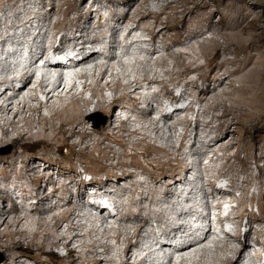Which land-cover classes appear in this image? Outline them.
Returning a JSON list of instances; mask_svg holds the SVG:
<instances>
[{"label":"rangeland","instance_id":"374dc122","mask_svg":"<svg viewBox=\"0 0 264 264\" xmlns=\"http://www.w3.org/2000/svg\"><path fill=\"white\" fill-rule=\"evenodd\" d=\"M50 1L54 2V9L51 11L49 16L44 17L45 15L44 13L46 9H49L50 7V4H49ZM79 1L80 0H44V3L42 4V0H20V2L15 5H13L12 1L1 2L0 4V76L11 75V73H14V71L17 72L19 70H23V68H26V67H29L32 70V68L29 65V61L31 59L30 50L31 49L38 50L36 49L37 48L36 46L38 44V40L40 39L38 37H36L35 39H32V37L34 36L35 33H37L38 29L42 26V24H44L43 30L46 31L45 36H44V39H45L44 43L47 47L46 48L47 52H48V49H52L51 45L53 44V42L58 41L57 43L60 46H62L59 36L53 37L52 32H54L58 28L59 21H60L59 31L61 30L60 32H67L69 28L74 26L76 22L73 20V17L76 11L72 9V5L79 3ZM122 1L123 0H116L114 1V3L113 2L111 3L107 0H99L98 2H94L93 4L94 10L96 9L98 10L94 12L92 15V17H96L94 20L95 22L93 24L84 23L83 24L84 28L87 29L89 25H95L94 31H92L93 32L92 35H95V34H98L99 30L107 29L105 28L108 26L106 23L116 26L113 20L111 19L113 17V13L115 12V10L119 12L124 8ZM167 1H171V0H146V2L142 1V7L144 6L143 8L151 9L153 13L148 15L144 20H140L139 15L137 16V14L132 11L133 9L130 10V12L127 14L128 15L127 17H129L130 19L126 18L125 23L122 24L123 30L122 31L120 30L117 33L118 34L117 38L120 41L121 40L123 41L124 32L126 31V28L137 26V29L133 31L131 38L132 36L135 35V36H139L143 39L148 40L150 38V33L148 32V29H146L145 26L147 24H150L156 27V26L163 24V26L165 27L164 38L166 40V44L164 46H162V42L159 40V38L156 39L157 41L156 44H153V43L147 44V43L141 42L143 45H145L147 50H152L154 45H160L161 46L160 52L153 54V55L147 54L146 52L142 51L140 46L137 44L130 45L127 53H123V51H121L122 50L121 47L117 48L116 49L117 51L116 50L115 51L119 54L118 55L116 54L117 59L115 61L116 62L120 61L119 62L120 65L117 64L114 68L111 69V71L108 72V75L105 77L106 81L108 80L111 81L114 77L111 74V72L114 70L113 72L120 74L121 77L122 76L125 77V78L122 77L123 82L124 80H127L126 77H128V79L133 78V77L140 78L141 80L139 83L140 85H137V86H141L142 84H146V86H143V89H141V92H137L136 90L138 89H136L131 94L133 96L136 95L137 97L146 96L147 97L146 102L147 101L152 102L151 104L154 109L152 108L150 116L152 117V120H157L159 123L158 125L160 126L163 125V122L165 121L164 117L167 115V113L161 114L162 105L166 104L168 100L176 101V102L184 100V98L187 96L189 100H188V104L185 107V109L192 110L195 104L191 107L190 101L192 100L193 97L186 94L182 96V99L178 98L181 94L182 87H180L179 85L176 86L172 82H168L165 85L161 83H157V84H153L151 87V84L147 80V78H143L144 73H147L150 76H153V74L156 73L160 77L165 78L167 80H169L170 78H172L173 80H178L179 83L187 82L188 85H186V88L190 90L194 86V84H198L199 86L202 84L204 74L208 73L207 70L209 68L176 74V71L172 68L174 64V60H175L174 57H179L180 60L184 59V56L180 55L179 51H182L185 49L188 50L187 47L195 46V48H198L199 47L198 45L202 43V41H208V39L212 37L218 39L220 42H224V39L221 37L220 32H230V30L228 29V26L230 25L234 27H238L239 25H245L249 22L256 23L255 22L256 20L254 22L251 21L254 17L255 19H257V25H259V28L262 29V32L264 34V0H196V2L199 3L200 10L199 8H197L195 10L196 14L194 12H193L194 14L192 13L193 15L190 14L191 16H189L188 21H186V23H183L185 24L183 26H181L182 23L180 21L177 22L176 20L166 23L167 15L165 14H172L174 10L167 9L165 14H160L161 7ZM91 3H93L92 0H85L84 6H88V5L90 6ZM187 6L191 8L193 7V3L190 2L187 4ZM156 14H160V19H158L157 22L154 21ZM27 18H30V21L26 23L24 22L23 25H20V23L23 22V21L20 22V20H25ZM45 18H46V21H44ZM97 21L98 23H96ZM209 21H211L212 23L209 26L211 28L209 27L207 28ZM98 24H100L101 28L97 27ZM212 26H214V28ZM191 27L194 29H198V30L203 29L204 32L202 33V35H197L198 37L196 36L190 39V34L186 31H187V28L189 29ZM27 32H32L33 34L32 33L27 34ZM13 33H14V36L12 35L9 36L10 34H13ZM180 33L181 35L179 36V38L180 39L185 38L186 41L183 43L177 44L175 41H176V38H178L177 36ZM69 35L70 34H68V36ZM242 37L248 38L249 35L245 34V36L242 35ZM47 43H50V44L47 46ZM181 44H182V47L180 46ZM257 45L255 47L247 49L248 53L252 54L253 57H252L251 65L248 68H246L244 71L249 73L250 68H252L249 74L252 77L255 73V68L257 69L260 68L259 70L261 69L264 70L263 69L264 68V41L258 42ZM64 47L70 48L65 45ZM24 53L26 54V57L28 58V60L20 59ZM105 55H107V53L106 54L103 53V56H102L103 59L107 58ZM99 56L92 58V60H95ZM245 57L246 55L244 52H241L238 54L235 51H225L222 54V59L232 58L235 60V63L220 64L222 60L221 58H220L221 60L217 59L213 63L214 70L221 72L219 73V76H218L219 80L223 81V85L219 86L220 88L218 87V92L220 91L221 93V91L223 90L225 86L226 87L224 90H228V91H225L227 92L225 95L224 94L219 95L220 98H222L225 103L224 105L222 104L220 106H216L215 107L216 109L214 108L210 112L208 110H206L207 112L204 111L202 113V116L198 117L200 118V122L202 124L203 120L210 119L212 118V116H217V115L220 116L222 114L227 116L228 114L227 118L230 119L232 123L231 128L233 129V131L229 132L227 137L223 141V144H226L225 142H227L228 144L232 143L231 144L232 147H230L231 149L230 148L228 150L224 149L226 152L223 150H219L216 152L217 156L219 155L218 156L219 158L224 157L225 154L231 155L233 157L232 159V157L230 156L229 163H231V167L229 168L228 172L230 176H233L234 178L236 177L239 178L238 187L232 186V184L228 180L229 176L227 175L225 176L226 178L225 181L220 182V185L222 187L223 185L227 186L226 183H229V189L227 190L229 191V193L226 194L225 197L228 200H230L231 203H235V206H231L230 212H232L233 216H232V220L228 222L229 223L228 231L227 230L224 231L222 230L220 225L214 224V222L217 223L219 219H215L214 222H210L209 219H207V221H204V219H201V217H198V216H201L204 212H206L208 205L213 200V198H211L210 196L206 197L204 195V192L200 191L199 187L203 184L205 185V190L207 191H211L212 188L217 189L214 187V183L212 184V187H210L207 185V182L209 180H213L214 177L215 178L224 177V176H219V175L215 176L214 175L216 174L214 173L215 171H213L212 169L209 170L206 168L207 167L206 165L208 164V158L212 156V153L209 151H207V153L203 152L204 144L202 141H198V137L196 140L193 139L191 141L187 139L181 142V137L183 133H185V131L187 132L188 130H190V132L189 131L188 132L190 133L191 135L190 137L192 138L195 136V134L201 136L206 131H208L206 127L197 126L196 114L197 112L201 111V106L196 104L194 108L195 110L193 109L194 110L193 111L194 115L192 114V117L194 116L193 121L186 118V115L184 116V114L186 113L182 112L181 109L172 111L171 114L169 113L171 115L170 119L172 121L178 122V125H183L184 128H182V126H180L181 128H178V125L175 129H171V130L164 128L159 133L161 135L160 136V135H156L154 132L148 129L147 127L149 125L148 122L146 121H141L142 123L135 122L136 117L134 116V114L131 112V109H130V108H133V106L130 103L128 104L125 101L126 99L123 97L125 90H123L122 87H120L121 90H119L120 92H118L117 94L118 96H121V95L123 96H121L120 99H118V101L114 103V104L118 103L120 105L119 109L122 110L121 111L122 115L117 116V117L113 116L112 123H111V127L112 128L115 127L113 129L115 130L113 131L114 133L113 136L114 137L116 136V137L115 138L113 136L107 137L106 139H104L103 143L100 144L101 146H103L104 143L110 144L112 151L118 150L117 152H118L119 157L116 156L113 158L111 156L112 153H110L109 151L110 155L109 154L108 155L110 156V158H103L101 154L96 151H91V150L84 151L82 148L78 146V144L73 146V142H72L73 140L80 141V136H77V135L74 136L73 139L71 138V140L69 139L64 142L61 141L60 137L55 136L54 138H51L49 140L51 143L43 142L42 139L37 140L36 138H33L32 135L35 134L39 130H44L43 132L44 135H42V138L43 136L46 137V134L50 132L46 130V126H48V124L46 125L45 121L39 119L40 118L39 116H41V113L47 116L49 115L51 116V113L45 107L43 109L42 108L40 109L41 113L39 111L32 113V112H28V110H25L22 115L23 117L25 116L26 118L25 120L24 119L21 120L22 119L21 117V119L18 122V118H16L14 124L22 126L21 127L22 129H27V127L31 126L32 127L31 132L33 133L24 135L23 136L24 138L21 141H15L13 143L5 142L4 144L0 145V157H3V159L5 158L4 159L5 161L0 160V191H2L1 195L8 194L11 196V200L3 201V203L0 201V209H2L3 206H6L5 207L6 209H10L11 207H15V209L16 208L20 209L23 203L22 200L24 199L26 201V209H23V211L29 212L30 209H32L34 206L33 203L31 202L33 201V199L31 198V194L36 192L35 187H36V182L39 181L38 179H41V181H44V180L47 181L46 183L47 191L48 190L50 191L53 187L60 186L59 189L57 190V194H61L63 192V189L61 188V186L65 189L67 188V189L72 190V192L75 194V193H78L82 189V187L80 188L82 184H86L85 189H82L84 190V196L86 195L85 196L86 198L83 202H80L81 204L80 209L79 208L75 209L77 211V212L75 211L76 214L82 216V217H79V219L81 220V222L84 223V228L80 232L79 230H77L74 233L79 232L83 234L87 230L94 228L96 231L91 232L90 235L86 238V240L92 238L96 240L97 242L102 241L104 244L105 243L110 244L108 245L109 249L107 251L108 254L106 253V257L108 256L107 258L109 257L112 259L114 258L112 264H116L117 263L116 257H118L117 252L119 251V249L121 250L124 247L123 242H122L123 240H121L124 238V236L123 238H120V241H119L118 238L115 237L116 235L115 231L118 228H120L121 230H125L132 225L129 222L118 220L119 219L118 213L120 214L123 213V210L120 208L119 205L125 204L128 201L130 202L131 198L136 195L139 196V194H137L139 191H140L139 193L143 192L144 194H149V196L152 193L154 197H156L158 195L157 192H159L160 190L164 188V186L157 185L155 183L156 180L158 181L161 180V183H163L166 179L169 180L170 177L180 178L182 176L183 181L180 178L179 182L172 185V188H171L173 189L176 187V190H180V192H178V194L173 196V198L170 199L169 203H164V202L156 201L155 199H153L154 203L151 202L152 203L151 205L150 201L148 200L142 201L141 206L145 205L144 207L146 208L148 207L154 208V210L150 211V214L147 215V216L152 217V219H150L151 222L149 225L144 227L142 233L143 235H145L146 230H148L149 233L151 230H153V231H156L158 235L160 234L161 227L159 226L162 223L160 222L158 223L153 218L154 217L153 215L157 214V210H159V208H161L163 210V214H165L164 217H162L163 221L165 222H168L166 221V218L169 219V222L171 223L178 222V220H174V219L176 218L177 213L178 214L181 213V215H179V221L185 224L184 225L185 232L178 230L174 232L175 235H173L172 237H169V239L167 240H165V238H163L162 236L159 237L160 239L158 238L154 239L150 237L151 244H147V243L140 244L139 250L138 248L137 250L136 248H134L135 252L137 251L136 252L137 258H135V260H139L141 257H144L146 259L144 264H190L189 262L187 263H182V262L183 260L189 259L192 257L199 258L198 254L202 252L201 249L206 248L202 252L205 255L203 257V261L201 262V264H220V259L224 256V252L222 251L221 248L223 244L225 243L228 245L234 244L230 236L236 232L235 229H237L238 222L242 223L241 232H243L249 226L247 224V221L253 220V223H252L253 227H252L251 233L253 234L254 239L256 238L255 237L256 233L259 230H261V226L262 227L264 226V223H260L257 220H255V218H257V219H263L262 221H264V212H263L264 210V207H263L264 190H260L258 188V180L256 181L254 180L253 182L254 185L252 186V188L246 182L240 183V179H243V177H245L244 171L246 169H248L253 174L258 173V169L256 167V164L254 163L253 158L258 157L260 155L264 156V143H263L264 142L263 141L264 140V102L263 100H261L259 95H256V93H259V89L258 90L256 89L258 87H256V85L252 82L251 80L252 77L249 79H242L240 77V75L242 74L241 72L232 74L233 70H236L238 69L237 67L242 66V63H243L242 60L245 59ZM161 58L164 60L165 62L164 64L160 63L162 61ZM101 64H105L104 66L108 65V67L110 66L109 65L110 63L107 62L106 59H105V62ZM253 64L255 65V67ZM43 66L44 65L39 66L37 70V74L39 71V74H38L39 76L36 74L37 75L36 77L40 78L38 79L39 81L44 80L43 82H45L46 77H47L46 75L47 68ZM123 66L125 67L123 68ZM40 68L42 69L40 70ZM166 68H171V70H174L175 73H173V75L164 74V70ZM175 69L184 70L185 68L183 66H180V67L176 66ZM129 72H131L132 74L131 77L128 75ZM93 74L94 76L92 75L88 79L90 83L92 82L95 83L94 81H96L98 78L97 77L98 71H95ZM191 79H196V81L192 83ZM34 80L35 79L33 78V83L28 85L26 89L21 90L20 92H17V90L19 89L18 86H16L17 88L15 90L14 89L12 90V87H11V89L7 90V92L5 93V98H8V100L3 103L6 104L12 100H15L16 104L18 105L19 103L20 106L24 102H28V101L30 102V104L32 103V105L36 104L34 103V101L31 100L32 101L31 102L29 99V96L31 93L29 91L31 90L32 87H36L35 84H37V82L35 83ZM14 82L18 83L20 81H14ZM102 84H104V82H102ZM58 85H59L58 83L53 84L54 87ZM171 87L175 88V90H178L180 87V92L179 94H177V96H173V94L171 93L172 92ZM136 88H139V87H136ZM245 88H248V89L246 90ZM3 90H4V87H1L0 93H2ZM101 91L103 93H100L99 91L98 94L94 96L93 91L88 90L85 93L84 97L86 96L92 97L94 102L91 105L85 106V107L82 105V103H78L77 105L78 107L81 106L79 108L85 110V113H89V114L91 113L92 115L95 114V116L92 118V121H90V124H89L90 127L97 125L95 126L96 128L103 129V127L106 126L107 124L108 117L113 115L111 113L112 110H114L118 106L115 107L114 104L112 105L104 104L101 106L96 105V101L100 99V94H104V96L106 97L105 99L107 100H109L111 96H113L114 94L112 89H109L107 87H105V89L103 88ZM202 92H203L202 90H197L195 96L197 97L198 95L202 96ZM154 94H157L156 97L154 96ZM64 95L65 94L63 92V94L60 93L56 96H64ZM15 96H18V97L15 98ZM68 96L69 95L64 96L62 100H56V102H54L56 109L58 108V106L61 105V103H63L64 107L59 109L61 112L63 111L62 112V114L64 113L63 115H65V113L68 114L69 112L74 111L72 104L70 105L71 95L70 97ZM40 103L42 104L44 103L43 105H45V102L40 101ZM65 104L67 107L65 106ZM146 105L147 103H143L142 107H145ZM206 105L213 106L214 100L207 102ZM94 106L97 107L96 110L91 111L90 109L92 107L93 109H95ZM108 106H109V109L106 110L105 107H108ZM69 108H71L72 110H70ZM59 110L58 112H60ZM178 111L181 112L179 113V115H183V116L176 117L177 115L175 114H177ZM29 118L31 119L30 123H28ZM53 118H52V122L54 123V125H58L60 123V119L58 115H54ZM127 119H130L128 127L133 128L134 125H143L145 128H147L146 131L148 130L147 131L148 134H151L152 136H157L156 138L158 139V143L164 146L165 151H161L160 149H157V148L156 150L155 148H153L154 144L151 142L150 139L147 140V142L139 141L138 139L139 136L127 137L124 135L123 131L121 130L119 131L118 127L120 128V127L126 126L125 124H126ZM182 120H185V121H182ZM217 120L214 121L215 122L214 124H217L220 122V119H217ZM20 121H22L23 125ZM26 121H28L27 122L28 124L26 123ZM14 124L12 125L14 126ZM12 125H10V127L7 126V128H8L9 134L11 133V135L14 136L15 132L12 131V127H13ZM242 126H243V129H242ZM0 134H1V127H0ZM168 136H170L171 138ZM87 140L88 139H85V141ZM247 140H249L250 143H248ZM24 141L27 142L25 143V145L22 144ZM14 149L17 152L22 153L21 157L23 159L27 160L28 158L29 160L30 159L35 160V162H33L32 160V162L29 163V166L30 167L35 166L36 170L35 171L27 170V168L22 166V164H20L19 162H17L14 157H11L10 154L12 153ZM202 152L204 153L205 156L199 155V153L202 154ZM29 157H32V158H29ZM258 162L260 165H262L264 164V159H260ZM50 163H51L50 165L51 167H47V164H50ZM186 163H190L192 166V169L190 172H186V170L184 169V164ZM217 165H220L219 161L217 162ZM59 171L60 172L62 171L64 175H59ZM263 173H264V169H263ZM113 175L123 176V177L114 181V177H112ZM71 179H74L75 182H78V184L74 185V182ZM81 179L85 180V183L80 184ZM105 179L107 180L112 179L113 181L111 182H113L115 186H118V190L113 191L114 187L112 188V186H106V187L104 186L109 191V192H104V188L98 185L97 182L104 181ZM92 180L93 182H91ZM139 180L144 181L145 183L143 185L133 184L134 182H138ZM94 181H97V182H94ZM88 189L98 190L100 194L98 196H91L87 192ZM253 195L255 199L251 200V196ZM101 196H104L106 200L112 205L114 215H111V216L113 217L107 216L106 218H104V216L100 214V211L97 208L96 201L100 199ZM243 196L244 198L242 199ZM57 201L62 202L61 200H58L56 197L51 198V203H54ZM257 201H260L259 206L257 204ZM104 202L107 203L106 201ZM218 204L219 202L217 203V205ZM49 205L48 203H46L43 205L44 207L41 206L42 208L41 211H46ZM144 211L146 212V213L143 212L145 214L149 213L148 209H145ZM187 211H188V214H186ZM15 214H16V211H13V209H11L9 210V213L7 215H9V217H12ZM52 214H53L52 212H48L44 214L43 215L44 220L45 218L46 220L50 219ZM47 215H48V218H47ZM61 215L62 214L60 213L59 216ZM100 216L104 218L103 219L104 222H102L103 220L100 221V218H99ZM1 218L2 216H0V219ZM203 222L204 223L207 222L208 224L205 223L206 224L205 225ZM209 225L212 227L211 230L212 231L216 230L217 233L213 231V233L210 235L209 239L207 240L208 242L207 241L203 242L198 246L199 247V249L197 248L198 251L197 250L196 252L192 251V249L190 248L191 251H187L188 253L183 256L178 255L179 253L176 254L175 256L179 257V259L177 260L172 258L171 256L172 252L170 251L169 247L166 246L162 249H158V247L156 246L158 242L160 244V242H168V241L171 242L172 241L173 244L175 243L174 244L175 246H177V242H178L179 245H182L183 248H185L191 245L196 240H199L201 238V231H205L206 230L205 228L208 227ZM4 229H9L13 231L14 227L7 228L6 225L4 224L0 225V233ZM64 229H66L65 223L61 227V230H64ZM183 233H187V234L190 233L187 235L189 237L182 236ZM198 234L200 237L198 236ZM197 236L199 237V239H197L198 238ZM16 237L17 236H14V238ZM184 238L186 239V241H182ZM259 238L264 240V233L260 234ZM0 240L6 241L7 237L0 235ZM117 241L121 243H118ZM97 242H96V249L102 250L101 247L100 248L97 247L98 245ZM40 243L42 244V240ZM249 243L253 247L252 253H254L255 251H256L255 253H258V254L260 253V255L258 256L259 259L258 257H255L253 254V258L250 260V264H257L258 262L257 260H260L261 258L260 256L264 252V244H256L255 240H252V239L249 240ZM25 246L26 244H23V248ZM43 246H44L43 247L44 251L37 250L35 247L32 249L33 251L31 250V252L30 251L25 252V254L23 255H30L31 257L32 256L34 257H32L33 259L30 256L22 257L23 260H21V262H25V264H37L38 260H43L45 264H53V263L54 264H92V262L88 260V258H91L92 256V253L90 252L82 256L81 254H78L77 252H72V253L67 254L68 253L67 250L63 248L62 246L58 247L57 245H53V244L51 245L43 244ZM183 248H181V250ZM19 250H22V248L20 249L18 247H15L12 249V251H15V252ZM12 251L8 253L6 252L4 253L0 249V256H2L4 260H6V256H8L9 253H11ZM61 254L62 255L67 254V256L62 257ZM4 260L2 262H4ZM72 260L74 261L73 263H72ZM241 262H243V264L245 263V261L242 260V261H239L238 264H241ZM260 264H263V263H260Z\"/></svg>","mask_w":264,"mask_h":264},{"label":"bare ground","instance_id":"6f19581e","mask_svg":"<svg viewBox=\"0 0 264 264\" xmlns=\"http://www.w3.org/2000/svg\"><path fill=\"white\" fill-rule=\"evenodd\" d=\"M3 1H12L13 5L20 2V0H0V4ZM98 1L99 0H92L93 3H91L90 6L89 5L84 6L85 0H80L79 3L73 4L72 9H74L76 11V13L73 17V20L76 23L74 24L73 27L69 28L67 30V32H60L61 30L59 31V29H60V26H59L60 21H59L58 22V28L54 32H52V36L53 37L59 36V38L61 40V45L63 47L60 46L58 43L56 45L52 44L51 47H52V50L54 51V50L65 49V47H64V45H65V46L70 47V49L74 50L77 54L87 52L88 54L85 58L82 59L83 61L81 62V64H84L88 61H92V58H95L99 55L103 56V53H105V54L107 53V55H105L107 58H105V59L107 60V62L110 63L109 64L110 69H109L108 65L104 66L105 64L94 62L93 72L87 73L85 71L84 72L81 71L79 73V78L84 79V81L82 83V88L78 92L74 91L73 85H70L68 87H62L60 90L56 89V87L61 85V77L60 76H56L54 79V83L59 84L56 87H54L53 84L51 86L47 87L46 83L43 82L44 80H40V81L37 80L36 81L37 84H35L36 87H32L31 90L29 88V90H30L29 92H31L29 99H30V101L31 100L34 101V103H36V104L32 105V103L30 104V102L28 101V102H24L21 106L19 105V103L17 105L15 100H12V101L4 104L3 102H6L8 100V98H5V93L7 92V90L11 89L12 82H14V81H20L21 82V87L17 90V92H20L21 90L26 89V87H28V85L33 83V71L29 67H26V68H23V70H19L17 72L14 71V73H11V75L0 76V88L4 87L3 92L0 93V127H1L0 145L4 144L5 142L13 143L15 141H21V140H23L24 135L33 133V132H31L32 131L31 126L27 127V129H22L21 128L22 126L14 124L15 119L18 118V122L21 119V117H22L21 120H23V119L25 120L26 119L25 116L24 117L22 116L23 112L25 110H28V112H32V113L36 112V111L40 112V109L41 108L43 109L45 107L49 110V112L51 113V116L50 115L47 116V115L42 114L40 112L41 116H39L40 117L39 119L45 121L46 125L48 124V126H46V130L50 131V132H48V134H46V137L43 136V138H42V135H44L43 134L44 130L38 129L39 131H37L35 134L32 135L33 138H36L37 140L42 139L43 142H50L49 140L51 138L58 136V137H60L61 141L64 142V141H67L69 139L71 140V138L73 139V137L77 135V136H80V141L79 140L78 141L73 140L72 141L73 146L78 144V146L80 148H82L84 151L85 150L96 151V152L100 153L103 158H110L109 151H110V153H112L111 156L113 158L118 156V152H117L118 150L112 151L110 144L104 143L103 146L100 145L101 143H103L104 139H106L107 137H112L114 134L113 131H115V130H113V129L115 127H113V128L111 127L113 115L108 117L107 124H106V126L103 127V129L102 128L101 129L96 128L95 126L90 127L89 126L90 121H92V118L95 116V114L92 115L91 113L90 114L85 113V110L79 108L81 106L78 107V105H77L78 103H82V105L84 107L91 105L94 102V100L92 97H87V96L84 97L85 92H87L88 90H90V91L92 90L94 96H96L99 91H100V93H103L101 90L103 88L105 89V87L112 89L114 94H113V96H111V98L109 100H107V99H105L106 97L104 96V94L99 93L100 99H98L96 101V105L101 106L104 104L105 105L114 104L116 101H118V99H120L121 96H123V95L118 96V94H117L118 92H120L119 90H121L120 87H122V89L125 90L124 96H123L126 99L125 101L128 104L130 103L133 106V108H130V109H131V112L136 117L135 122H137V123H139L141 121L148 122L149 123V125L147 126L148 129L150 131L154 132L156 135H160L159 133L164 128L171 130V129H175L177 127L178 122L172 121L170 119L171 113L170 114L167 113V115L164 117L165 121L163 122L162 126L158 125L159 124L158 121L152 120V117L150 116L151 110L153 108V106L151 104L152 102L151 101L146 102V98H147L146 96L137 97L136 95L133 96L131 94L136 89H140L141 86H137V85H140L139 84L141 81L140 78L133 77V78L128 79V77H126L127 80H124V82H123V79H122L123 76L121 77L120 74L113 72L114 71L113 70L111 72V74L114 76L113 79L111 81L108 79H107L108 81H106V79H105V77L108 75V72L111 71L112 68H114L117 64L120 65V63H119L120 61H117V62L115 61L117 59V55H116V51H117L116 49L117 48L121 47L122 48L121 51H123V53H127L130 45L137 44L140 46L142 51L146 52L147 54L153 55V54L159 53L160 47H161L160 45H154L152 50H147L145 45H143L142 43L144 42L147 44H150V43L156 44V42H157L156 39L159 38V40L162 42V46H164L166 44V40L164 38L165 27L163 26V24L156 26V27L154 25L147 24L145 27H146V29H148V32L150 33V38L148 40L143 39L139 36H135V35L132 36V38H131V35L133 34V31L135 29H137V26L126 28V31L124 32V39H123V41L122 40L120 41L117 38V35H118L117 33L120 30L121 31L123 30L122 24L125 23L126 18H129V17H127L128 16L127 14L130 12V10L133 9L132 11L135 12L137 14V16L139 15L140 20H144L148 15L153 13L151 9L143 8L144 6L142 7V1L146 2V0H123L122 4H123L124 8L119 12L115 10V12L113 13V17L111 19V20H113L114 24L117 27L114 25L106 23L108 25L107 26L105 24L107 26V27H105V28H107L106 30H99L98 34L92 35V33H93L92 31H94L95 25H89V27L87 29H85L83 24L84 23L85 24L86 23L93 24L95 22L94 20L96 17H92V15L94 12H96L98 10L96 8H95L96 10H94L93 4H94V2H98ZM107 1L114 3V1H116V0H107ZM190 2L193 3V7H191V8H189L187 6V4ZM43 3H44V0H42V4ZM49 4H50V7H49V9H46V11L44 13L45 14L44 17L49 16L51 11L54 9V2L50 1ZM199 7H200L199 3H197L196 0H171V1H167L161 7V13L160 14H165L167 9L174 10V12L172 14H165V15H167L166 16V23L176 20L177 22L180 21L182 23L181 26H183V25H185L183 23H186V21H188L189 16H191L190 14H192L193 12L195 13V10ZM199 10H200V8H199ZM160 14L155 15L156 16L155 20H154L155 22H157V20L160 19ZM256 18H257V16H256ZM21 21H23V22H21ZM29 21H30V18H27L25 20H20V22H21L20 25H23L24 22L26 23ZM44 21H46V18L44 19ZM251 21L252 22L255 21L256 23H250L249 22L245 25H239L238 27H234V26L230 25V26H228V29L230 30V32H220V35L224 39V42H220L218 39L212 37V38H209L208 41H202V43H200L198 45L199 46L198 48H195V46L194 47H187L188 50L185 49V50L179 51L180 55L184 56V59L180 60L179 57H174L175 60H174V64H173L172 68L176 71V74L184 73V72H192V71H196V70H202L205 68H209L207 70L208 73L204 74L203 82L200 86L198 84H194V86L190 90H188L186 88V85H188L187 82L179 83L178 80H173L172 78H170V79L168 78L169 80H167L165 78L160 77L156 73L153 74V76H150L149 74L144 73V77H143V78H147V80L151 84V87L153 84L161 83V84L165 85L168 82H172L176 86L179 85L180 87H182V91H181V94L178 98L182 99V96L188 94V95L193 97L192 100L190 101L191 107L194 104L195 105L198 104L201 106V111L197 112V114H196L197 126L206 127L208 129V131H206L201 136L195 134V136L193 138L190 137L191 136L189 133L190 130H188L189 132L185 131V133H183V135L181 137V142L184 140H187V139L191 140V141L193 139L196 140L198 137V141H202L204 144V146H203L204 151L203 152L207 153V151H209L212 153V156L208 158V164L206 165L207 166L206 168L209 170L212 169L213 171H215L214 172V173H216V174H214L215 176H218V175L224 176V177L226 175L229 176L228 180L230 181V183L234 187L239 186L238 185L239 178H237V177L234 178L233 176L229 175L228 170L231 167V163H229L231 155L225 154L224 157L219 158L218 157L219 155L217 156V153H216L219 150L225 151L224 149L228 150L230 147H232L231 146L232 143L228 144L227 142H225L226 144H223V141L227 137L228 133L233 131V129L231 128L232 123H231L230 119L227 118L228 114H227V116L223 115V114L220 116L219 115L212 116V118H210V119L203 120L202 124L200 122V118H198V117L202 116V113L204 111L208 110L210 112L216 106H220L222 104L224 105V103H225L224 100L222 98H220L219 95L220 94L225 95L227 93L225 91H228V90H224L226 87L225 86L223 88V90L221 91V93H220V91L218 92V87L223 85V81H220L218 78L219 73H221V72L215 71L214 65H213V63L217 59L218 60L220 58L222 59V54L225 51H235L238 54L241 52H244L246 57H245V59L242 60L243 61L242 66L237 67L238 69L235 68L236 70H233L232 74L233 73L235 74L237 72L238 73L241 72L242 74L240 75V77L242 79H249L252 77L251 75H249L252 68H250L249 73L244 71L246 68H248L251 65L252 57H253L252 54L248 53L247 49L255 47L258 42L264 41L263 40L264 34L262 32V29L259 28V25H257V19H255V17H254ZM96 23H98V21ZM211 24H212L211 21H209L207 28ZM63 26H64V24H63ZM43 27H44V24H42V26L38 29L37 33H35L34 36L32 37V39H35L36 37H38L40 39L38 40V44L36 46L37 47L36 49H38V50H34V49L30 50V56H31V59L29 61L30 66L35 63V59H38L39 57L47 55V50H46L47 47L44 43V40H45L44 36H45L46 31L43 30ZM97 27H100V24H98ZM212 27L214 28V26H212ZM209 28H211V27H209ZM182 29H184V28H182ZM235 29H236V31H235ZM186 32H188L190 34V39H191V38L196 37L197 35H202L204 30L203 29L198 30V29H194L191 27L189 29L187 28ZM28 33H32V32H27V34ZM68 34H70V35L68 36ZM245 34H248L249 37L248 38L242 37V35L245 36ZM11 35L14 36V33L10 34L9 36H11ZM180 35H181V33L177 36L178 38H176L175 42L177 44L183 43L186 41L185 38L180 39L179 38ZM180 46L182 47V44ZM118 50H120V49H118ZM147 58H148V56H147ZM140 62H141V60H140ZM157 63H159V62H157ZM160 63L164 64L165 62L162 59V61ZM225 63L226 64H228V63L233 64V63H235V60L232 58L231 59L230 58H223L221 60L220 64H225ZM176 66H178V67L183 66L185 69L184 70L175 69ZM124 67L125 66H123V68ZM254 67H255V65H254ZM42 68H40V70ZM259 69L255 68V73H254L251 80L256 85V87H258L256 89L257 90L259 89V93H256V95H259L261 100H263V102H264V70H262V69L259 70ZM174 70H171V68H166L164 70V74H172L173 75V73H175ZM95 71H98V74H97L98 78L96 81H94L95 83H93V82L90 83L89 81H86L92 75L94 76L93 73ZM113 73H115V74H113ZM38 74H39V71H38ZM68 76H69V71L65 70V77L67 80L66 82H71L73 80H77L76 77H74L72 75L69 77ZM123 78H125V77H123ZM104 79H105V81H104ZM191 81H192V83H194V81H196V79H191ZM78 82H80V81H78ZM102 82H104V84H102ZM31 86H33V85H31ZM243 86H245V85H243ZM136 87H139V88H136ZM48 88H50V89H48ZM171 89H172V87H171ZM245 89L247 90L248 88H245ZM12 90H13V88H12ZM197 90L203 91L202 96H199V95H198V97L195 96ZM38 91H42L46 95L45 99L43 101V102H45V105H43L44 103L43 104L40 103V101L38 100V95H37ZM57 92H61L62 94L64 92V94H65L64 96L69 95L68 97H70V95H71L70 105L72 104L74 111L69 112L70 110H72L71 108H69L70 109V110L68 109L69 113L67 112L68 114L65 113V115H63L64 114V113L62 114L63 111L61 112L59 110V109L64 107L63 103H61V105L58 106V108H57L61 113L58 112V110L56 109V107L54 105V102H56V100H62L64 96H56V95H58ZM229 92H231V91H229ZM171 93L173 94V96H177V94H174L173 91ZM254 93H255V91H254ZM170 94H168V95H170ZM156 95L157 94H154L155 97H156ZM17 97L18 96H15V98H17ZM54 98H55V100H54ZM249 99H250V97H249ZM211 100H214V105L213 106L206 105V103L211 101ZM178 102H180V101H178ZM68 103H66V104H68ZM143 103H147V105L145 107H142ZM66 104H65V106H66ZM187 104H188V102L186 103V106H187ZM114 106L115 107L118 106L117 108H120V105L118 103L114 104ZM94 108L95 109H93L92 111H95L97 107L94 106ZM105 108H106V110H108L109 106L105 107ZM257 108H258V106H257ZM175 109H177V108H175ZM64 111H65V109H64ZM32 113H30V114H32ZM54 115H58V117L60 119V123L58 125H54V123L52 122V118ZM28 117H30V116H28ZM217 119H220V122L217 124H214L215 123L214 121H216ZM53 120H54V118H53ZM231 120H232V118H231ZM28 121H26V123L27 122L30 123L31 119L29 118ZM129 121H130V119H127L126 124H125L126 126L120 127V128L118 127L119 131L120 130L123 131L124 135L127 137L139 136V138H138L139 141H146L147 142V140L150 139L151 142L154 144V146H156V147H154L152 144L153 148H155V149L157 148V149H160L161 151H165L164 146H162L161 144L158 143V139L156 138L157 136H152L151 134H148L147 133L148 130L146 131L147 128H145L143 125H134L133 128L128 127ZM182 121H185V120H182ZM20 122L22 123V121H20ZM38 122H39V120H38ZM16 123H17V121H16ZM12 124H14V126ZM10 125L13 126L12 131L15 132L14 136H12L11 133L9 134L7 126L10 127ZM22 125H23V123H22ZM178 126H182V128H184L183 125H178ZM242 129H243V126H242ZM9 135H11V136H9ZM119 135H120V133H119ZM168 137H170V136H168ZM85 139H88V140L85 141ZM109 139H111V138H109ZM25 141L22 144L25 145V143H27ZM247 141H248V143H250L249 140H247ZM54 142H55V140H54ZM59 143H61V142H59ZM70 143H71V141H70ZM251 146H252V144H251ZM203 152H202V154L199 153V155H204ZM236 152H238V151H236ZM257 154H259V153H257ZM21 155H22V153L17 152L15 149L10 154L11 157H14L15 160L17 162H19L20 164H22V166L26 167L27 170L35 171L36 170L35 166L34 167L29 166V163H31L33 159L29 160L27 158V160H25L21 157ZM252 155H254V154H252ZM234 157H235V155H234ZM29 158H32V157H29ZM4 159H3V157H0V160H4ZM232 159H233V157H232ZM253 159H254V163L256 164V167L258 169V173L253 174L248 169H246L244 171L245 177H243V179H240V183L246 182L252 188V186L254 185V183H253L254 180L255 181L258 180V188L260 190H264V176H263L264 175V173H263L264 164L260 165L258 162L260 159H264V156L260 155L258 157L253 158ZM218 161L220 162V165H217ZM33 162H35V160H33ZM50 165H51V163L47 164V167H51ZM232 168H233V166H232ZM184 169L186 170V172H190L192 169L191 164L190 163L184 164ZM59 175H64V173H62V171L61 172L59 171ZM112 177H114V181H116L123 176H114L113 175ZM109 178H111V177H109ZM180 178L183 181L182 176ZM180 178L179 177H174V178L170 177L169 180L166 179L163 183H161V180H159V181L156 180L155 183L157 185L164 186L163 189L160 188L162 190L157 192L158 195L156 194L157 195L156 197H154V195L152 193L149 196V194H144L143 192L139 193L140 191L139 192L137 191L138 192L137 194H139V196L136 195L137 197L134 196L131 198V200L129 199L130 202L128 201L125 204L119 205L120 208L123 210V213L122 214L118 213V216H119L118 220L129 222L132 225L125 230H121L120 228H118L115 231L116 232L115 237H117L119 241H120V238H123V236H124V238L121 239V240H123L122 242H123L124 247L121 250L119 249V251L117 252L118 257H116L117 258L116 264H144L145 263L146 259L144 257H141L139 260H135V258H137L136 257L137 251L135 252L134 248H136V250H137V248H138V250L140 249L139 245L141 242L140 240H142V237H143V233H142L143 229H144V227L149 225L151 222L150 219H152V217L147 216L148 214H150V211L154 210V208L151 206L152 205L151 202H153V199H155L156 201L169 203L170 199L173 198V196H175L176 194H178V192H180V190H176V187L171 189L172 185L179 182ZM38 180L39 181L36 182V187H35L36 192L34 191L35 193L31 194V198L33 199V201H31V202L33 203L34 206L32 209H30L29 212L23 211V209H26V201L24 199L22 200L23 203H22V206L20 209H17V208L15 209V207H11L10 209H6L5 208L6 206H3V208L0 209V216H2V218L0 219V225L4 224V225H6L7 228L14 227L13 231L9 230V229H4L0 233L1 236L7 237L6 241L0 240V249L4 253L5 252L8 253V252L12 251V249L15 247H18L20 249L22 248V250H19L16 252L12 251L13 253L11 252V253H9V255L7 254L8 256H6V260L3 259L4 262H2L3 261L2 260L1 261L2 263L0 262V264H25V262H21V260H23L22 257H26V256H30V255H23V254H25V252H29V251L31 252V250L35 247L37 250L44 251L43 250V247H44L43 244L44 245L53 244V245H57L58 247L62 246L63 248H65L67 250V252H68L67 254L72 253V252H77L78 254H81L82 256H84V255L88 254V252H90V253H92V256H91V258H88V260L91 261L92 264H99V263L100 264H112L114 258L112 259L110 257L107 258L108 256L106 257V253L109 249L108 245H110V244H107V243L104 244L102 241L97 242L96 240H94L92 238L86 240V238L90 235L91 232L96 231L94 228L87 230L83 234L79 233L81 230H83L84 223L81 222V220L79 219V217H82V216L76 214L77 211L75 209L76 208L80 209V205H81L80 202H83L86 198L85 197L86 195L84 196V190H82V189H85V187H86V184H82V183H85V180H83V179L80 180V184H82V186H80V188L82 187V189L78 193H75V194L72 192V190L67 189V188L65 189L62 186H61V188L63 189V192L60 191V192H62L61 194H57V190L59 189L60 186L59 187H53L50 191L49 190L47 191L46 190L47 181L46 180L41 181V179H38ZM71 180L74 182V185L78 184V182H75L74 179H71ZM111 181H113V180L112 179H109V180L105 179L104 181H101V182H99V181L98 182L94 181V182H97L98 185L102 186V188H104V192H109L108 189L105 188L106 186H112V188L114 187L113 191H117L118 186H115V184ZM73 182H71V183H73ZM91 182H93V180ZM144 183H145L144 181L139 180L138 182H134L133 184L143 185ZM212 184H213V180H209L207 182V185L210 187H212ZM199 189H200V191L204 192V195L206 197L210 196L211 198H213V200L216 199L217 196H219V198H222V196H225L226 194L229 193V191H223L221 189H214V188H212L211 191H207V190H205V185H203V184L199 187ZM10 192H11V190H10ZM1 194H2V191H0V201L2 203H3V201L11 200L10 195H8V194L1 195ZM53 197H56L58 200H61L62 202L57 201L58 203L57 202L51 203V198H53ZM243 198H244V196L242 197V199ZM246 199H248V198H246ZM253 199H255L254 195L251 196V200H253ZM144 200L150 201V203H151L150 206L152 208H150V207L146 208V207H144L145 205L141 206L142 201H144ZM148 201H146V202H148ZM218 202L219 201H217V203ZM259 202L260 201H257L258 206H259ZM46 203H48V205L49 204L50 205L48 206L46 211H41L42 210L41 206H43ZM116 205H118V204H116ZM119 206H118V208H119ZM11 209H13V211H16V214L12 217H9V215H7V214L9 213V210H11ZM145 209H148L149 213L145 214L146 213L144 211ZM155 210H156V208H155ZM48 212H52L53 214H52L50 219L46 220V218H45V220H44L43 215L48 213ZM143 212H145V213H143ZM263 212H264V210H263ZM60 213L62 214L61 216H59ZM186 214H188V211ZM164 215L165 214H163V210L161 208H159V210H157V214L153 215L154 216L153 218L158 223L160 222L164 225L160 224L159 227H161L160 228L161 231H160L159 235L156 233V231H153V230L150 231L152 238L160 239L159 237L162 236L163 238H165V240H167V239H169V237H172L173 235H175L174 232H176L178 230L185 232V229H184L185 224L179 221V215H181V213H179V214L177 213L176 218L174 219V220H178V222H172V223L169 222V219H167V218H166V221H168V222L163 221L162 217H164ZM109 217H113V216H109ZM198 217H201V219H204V221H207V218L205 216H198ZM47 218H48V215H47ZM99 218H100V221H102L104 219L101 216ZM236 218H237V216H236ZM255 220H257L260 223H264V221H262L263 219L255 218ZM102 222H104V220ZM64 223H65L66 229L61 230V227ZM205 223L208 224L207 222H205ZM252 223H253V220H248L247 224L249 226L243 232H241L242 223L241 222L237 223L238 226H237V229H235L236 232L230 236L232 238L231 240H233L234 244H232V245L231 244L228 245L226 243L223 244L221 249L224 252V256L220 259V264H238L239 261H242V260H244L246 264H250V260L253 258V254L255 257H258L260 255V253L259 254L255 253L256 251L254 253H252L253 247L249 243V240L250 239L255 240L256 244H264V240L259 238V235L264 233V226L263 227L261 226V230H259L256 233V235H255L256 238L254 239V236L251 233V230L253 227ZM211 228L212 227L210 225L208 227H206L205 231H201V238L199 239V237H200L199 234H198L199 237L198 236H197L198 238L196 237L199 240H196L191 245L183 248L182 250H185V249L187 250V249L191 248L192 251H195V252H196V250L198 251V249H199L198 244L206 241L207 238L213 233ZM77 230H79V232L74 233ZM189 232H190V230H189ZM197 232H198V230H197ZM188 234H190V233H188ZM188 234L183 233L182 236L185 237ZM14 236H17V237L14 238ZM187 237H189V236H187ZM184 239L182 241H186V239L185 240ZM41 240H42V244L40 243ZM96 242L98 243L97 247H99V248L101 247L102 250L96 249ZM118 243H121V242H118ZM170 243H172V241ZM23 244H26V246L24 248H23ZM163 246L166 247L167 245L163 244ZM200 248H202V247H200ZM204 249H206V248H204ZM204 249H201L202 252ZM202 252L198 254L199 258L192 257L189 259H185V260H183L182 263L189 262L190 264H201V262L203 261V257L205 255ZM67 254H63V255L61 254V256L65 257V256H67ZM147 256H148V254H147ZM32 257H34V256H32ZM258 259H259V257H258ZM36 260H38V259H36ZM73 262L74 261L72 260V263ZM150 262H151V260H150ZM69 263H70V261H69ZM37 264H45V263L43 260H38ZM258 264H260V263H258ZM263 264H264V262H263Z\"/></svg>","mask_w":264,"mask_h":264},{"label":"clouds","instance_id":"9594fccd","mask_svg":"<svg viewBox=\"0 0 264 264\" xmlns=\"http://www.w3.org/2000/svg\"><path fill=\"white\" fill-rule=\"evenodd\" d=\"M55 43L56 42H53V45H55ZM49 44L50 43H48L47 45H49ZM84 53L88 54L87 52H84ZM81 54H83V53H81ZM116 54L118 55L119 53L116 52ZM82 61L83 60H81V62ZM35 62H36V59H35ZM81 62H79L78 65H80ZM94 62L104 63L105 62V59H103L102 55H100L95 60L88 61V64L90 65V68H89L88 71H86V69L85 70L83 69L81 71H83V72L85 71L87 73L93 72V69H94V65L93 64H94ZM33 66H34V64L31 65L30 67L32 68L33 78H35V83H36V81L38 79H40V78L39 77H36V74H37V70L38 69H36V71H35V67H33ZM49 67L57 68L56 66H49ZM81 71L79 70L78 72H76V75L78 77H79V73ZM48 73H49V71L47 69V71H46V75H47L46 80L48 79ZM128 75L131 77V75H132L131 72H129ZM58 76L61 77V74L58 75ZM80 79L82 81H80L76 85L75 84H70V85H73V89L76 92H78L82 88V83H83L84 79H82V78H80ZM46 80H45V83H46L47 87H49V86H51L53 84L52 82H50V81L47 82ZM86 81H88V80H86ZM18 83L12 82V88L13 89H16L17 88L16 86H18V88H20L21 82H18ZM61 84H62V81H61ZM143 86H146V84H142L141 87H140V89H138L136 91L137 92H141V89H143ZM59 90H60V88H59ZM172 91H173L174 94H179L180 87H179L178 90H175V88H172ZM40 93L42 94L41 96L39 95ZM60 93L61 92H57V94H60ZM37 95H38V99L43 102L44 99H45L44 93L42 91H38L37 92ZM188 100H189V98L187 96L184 98V100H182L180 102L169 101L168 100L166 104H164V105L161 106V108H162V113L161 114H163V113H171L174 110L182 109V112H185L186 113V114H184V115H186V118H188L189 120L193 121V119H194L193 117L194 116L192 117V114L194 115V112L193 111L195 110L194 108H195L196 105L193 106V109L194 110L193 109L192 110H186L185 109V106H186V103L188 102ZM175 108H177V109H175ZM90 110L92 111L93 110V107ZM116 111H118V114H115ZM111 113L115 117L122 115L121 109H119V108H115L114 110H112ZM179 113H181V112L178 111L177 114H175V115H177L176 117L183 116V115H179ZM178 128H181V127L178 126ZM225 179H226L225 177H216V178H214L213 179L214 187L217 188V189H221L223 191H227L229 189V183H226L227 186H224L223 185V187L220 185V182L221 181H225ZM217 201H219V204L218 205L216 204ZM231 206H235V203H231L230 200H228L225 196H222V198H219V196H217L216 199H214V200L211 201V203L208 205V207L206 209V212H204L201 216H205L207 219L210 220V222H214L215 219H219V221H217V223L214 222V224H218V225H220V227L222 228V230H224V231L227 230L228 231L229 230V223L228 222L232 220V216H233L232 212H230ZM111 207H112V205H111ZM97 208L100 211V214L104 216V218H106L107 216L114 215L113 209H112V212H111L108 209H106L105 207H99L97 205ZM213 231L217 233L216 230H213ZM150 237H151V234L148 232V230H146L145 235H143L142 240H140L141 241L140 244H146V243L147 244H151ZM209 237L207 238V240L209 239ZM206 241H204V242H206ZM162 243L163 242H160V244H159V242H158V244H156V246L158 247V249L164 248L163 244H166L169 247L170 251L172 252V254H171L172 258H174L176 260L179 259L178 256H175L176 254L179 253V255L183 256V255H185V254L188 253L187 251H191V249L181 250V248H183V246L182 245H179L178 242H177V246H175L173 243L171 244L170 242H164L163 244ZM200 244H198V245H200ZM257 261H258L257 264L264 262V252L261 254L260 260H257ZM241 264H243V262H241Z\"/></svg>","mask_w":264,"mask_h":264},{"label":"water","instance_id":"95a60500","mask_svg":"<svg viewBox=\"0 0 264 264\" xmlns=\"http://www.w3.org/2000/svg\"><path fill=\"white\" fill-rule=\"evenodd\" d=\"M95 126H97V125H95ZM263 207H264V194H263ZM3 260V257L2 256H0V262Z\"/></svg>","mask_w":264,"mask_h":264}]
</instances>
